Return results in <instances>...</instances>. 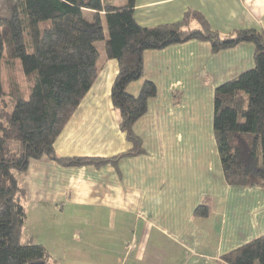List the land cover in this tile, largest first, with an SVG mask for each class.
<instances>
[{
	"label": "crops",
	"instance_id": "obj_1",
	"mask_svg": "<svg viewBox=\"0 0 264 264\" xmlns=\"http://www.w3.org/2000/svg\"><path fill=\"white\" fill-rule=\"evenodd\" d=\"M190 10L224 36L264 32V0H136L134 17L153 28L181 22ZM98 65L92 88L56 139L59 158L111 159L132 149L111 101L118 62L104 54ZM254 66L251 43L219 53L205 41L145 52L144 78L127 88L135 97L145 81L158 89L134 125L145 152L100 167L32 161L16 176L26 243L48 250L26 228L35 217L59 227L58 240L60 228L64 236L55 242L62 258L49 264H218L264 236V188L228 185L213 130L215 90ZM204 202L208 216L196 215Z\"/></svg>",
	"mask_w": 264,
	"mask_h": 264
},
{
	"label": "trees",
	"instance_id": "obj_2",
	"mask_svg": "<svg viewBox=\"0 0 264 264\" xmlns=\"http://www.w3.org/2000/svg\"><path fill=\"white\" fill-rule=\"evenodd\" d=\"M135 5L136 0L120 7L109 0H0V264L51 260L44 246L21 244L27 214L15 173L44 157L66 167H100L145 152L134 125L158 89L145 81L135 97L127 88L144 78L147 51L189 41L209 42L213 53L255 46V66L215 90L213 130L228 185L264 188V32L224 36L191 10L181 22L144 28L135 20ZM191 21L199 27H190ZM106 38V59L119 65L111 101L132 149L111 159L59 158L54 144L97 79L101 53L96 44ZM208 214L206 202L196 209L198 216ZM218 264H264V236Z\"/></svg>",
	"mask_w": 264,
	"mask_h": 264
},
{
	"label": "rangeland",
	"instance_id": "obj_3",
	"mask_svg": "<svg viewBox=\"0 0 264 264\" xmlns=\"http://www.w3.org/2000/svg\"><path fill=\"white\" fill-rule=\"evenodd\" d=\"M110 1L114 4H116L117 6H123L127 2V0H110ZM85 17L87 19H90L91 18V12H86ZM106 40H107V38L104 41L96 44L99 52L102 55V58L104 57L103 50H104V45H105ZM26 96H28L27 93H26ZM205 107L206 106L204 105L203 108H205ZM195 108H198L197 104L195 105ZM17 174L18 173H15L16 176H17ZM36 219H38V218L34 217L33 219H30L29 224H26V228L30 229L32 231V235L34 237H37V240H39V242H42L47 246L48 250L47 249L46 250L49 252L51 258L56 259V260L61 259L62 258L61 249L56 244L59 240H61L64 237L63 234L61 233V228H60L61 238L58 240L57 234L59 232V227L55 228L54 224H52L49 221H47L46 224L43 222H37ZM30 223H31V226H30ZM26 237H29V234L27 231L23 230L22 231V239H21L22 245L27 244L26 242H28L27 241L28 239ZM64 240L69 241V237L65 238Z\"/></svg>",
	"mask_w": 264,
	"mask_h": 264
}]
</instances>
